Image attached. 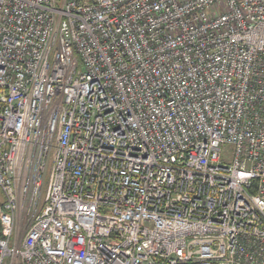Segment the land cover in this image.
<instances>
[{"label": "built area", "instance_id": "2783aa9c", "mask_svg": "<svg viewBox=\"0 0 264 264\" xmlns=\"http://www.w3.org/2000/svg\"><path fill=\"white\" fill-rule=\"evenodd\" d=\"M0 192V264H264V0H0Z\"/></svg>", "mask_w": 264, "mask_h": 264}, {"label": "rangeland", "instance_id": "374dc122", "mask_svg": "<svg viewBox=\"0 0 264 264\" xmlns=\"http://www.w3.org/2000/svg\"><path fill=\"white\" fill-rule=\"evenodd\" d=\"M224 152H225L226 157H229L231 155V147L230 146H225L224 147ZM1 200H3V196H2V194L0 192V202H1ZM26 222H27V219H22V218L19 219V221H18V223H19V227H18L19 236H21L22 233L24 232V230H25V228L27 226Z\"/></svg>", "mask_w": 264, "mask_h": 264}, {"label": "trees", "instance_id": "16d2710c", "mask_svg": "<svg viewBox=\"0 0 264 264\" xmlns=\"http://www.w3.org/2000/svg\"><path fill=\"white\" fill-rule=\"evenodd\" d=\"M3 200H1V202H2ZM0 202V203H1ZM2 237V233H1V226H0V238Z\"/></svg>", "mask_w": 264, "mask_h": 264}, {"label": "crops", "instance_id": "0c3cea01", "mask_svg": "<svg viewBox=\"0 0 264 264\" xmlns=\"http://www.w3.org/2000/svg\"><path fill=\"white\" fill-rule=\"evenodd\" d=\"M20 218H22V215H20Z\"/></svg>", "mask_w": 264, "mask_h": 264}]
</instances>
